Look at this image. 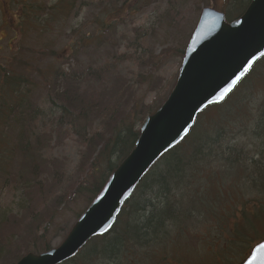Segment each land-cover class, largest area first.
Wrapping results in <instances>:
<instances>
[{"label":"trees","instance_id":"16d2710c","mask_svg":"<svg viewBox=\"0 0 264 264\" xmlns=\"http://www.w3.org/2000/svg\"><path fill=\"white\" fill-rule=\"evenodd\" d=\"M131 1L107 0V9L114 14L113 19L119 18L126 9L129 11ZM76 2L57 0L48 8L51 18H64L66 12L73 10ZM230 2L227 10L223 11L227 20L241 15L250 0ZM27 9L20 20L24 18L30 28L34 26L32 23L40 24L38 15L33 13L42 8L32 5ZM112 26V23L102 18L94 33L90 36L79 35L75 39L69 54L76 55L93 39L103 41ZM258 68L264 69V55L223 102L202 110L188 135L153 164L122 206L107 233L91 238L76 255L60 264H142L148 253L163 256L170 250L176 252L182 238L197 236L193 228L197 226L198 229L199 224H209L210 229L216 230L211 237L200 240H204V251L211 254L210 257H206V252L200 255V264H240L251 248L264 239V107L260 105L259 110L258 106L252 111L248 101ZM49 70L40 74L41 77H50L47 83L49 106L46 114L38 107L30 112L28 98L33 88L30 81L12 74V69L4 75V92L0 88L3 92L0 119L14 117L15 112L19 111L18 121L16 117L13 121L22 127L19 126L15 142L10 145L11 150L7 151L5 148L6 143L7 147L11 143L10 136L8 132H0V178L5 180L2 185L4 188L9 183L11 176L7 174L13 172L17 158L22 163L26 162L28 166L25 170L30 167V172L35 173L39 150L47 143L42 145L45 134L36 129L39 126L31 128L30 124L49 122V135L56 130H64L74 136L82 148L80 162L89 161L87 175L78 179L74 186L66 185L61 180L64 188L56 196L54 206L80 195L90 203L108 176L134 147L143 117L146 118L158 107L139 106L131 99L129 108L123 109L124 99L131 95L132 90L120 91L114 100L104 98L109 100L106 104L102 95L87 96L76 86L80 79L85 78L82 77L85 73ZM86 72L99 76L90 67ZM92 78L100 82L103 80V77ZM245 108L251 112L247 122L251 129L248 134L247 130L242 132L243 136H247L244 143L235 142L233 145L231 125L237 124L241 114L248 113ZM229 132L231 135L225 140ZM20 180L24 185L29 182L23 176ZM24 185V189H30ZM247 189L250 194L253 191L255 196L246 197ZM19 198L22 199L20 194ZM240 198L243 200L238 206L234 202ZM21 203L25 204L21 201L18 208L22 206ZM10 213L7 208L0 209V231L10 225L15 226L14 216L11 217ZM52 214L47 219L42 215L33 214L31 217L33 220L25 230L31 242L30 252L40 253L51 247L45 239ZM43 219L46 221L43 222ZM20 238L13 233L0 235V264H14L24 255L12 254L19 249L15 244ZM207 244L211 249H207ZM26 252L29 251L26 249ZM183 252L186 251L182 249ZM170 257L164 256V259Z\"/></svg>","mask_w":264,"mask_h":264},{"label":"rangeland","instance_id":"374dc122","mask_svg":"<svg viewBox=\"0 0 264 264\" xmlns=\"http://www.w3.org/2000/svg\"><path fill=\"white\" fill-rule=\"evenodd\" d=\"M56 2L57 0H0V88L3 91L4 75L11 69L12 74L25 77L33 84L28 98L30 112L35 107L44 111V114L48 112L47 83L50 77L40 76L46 69H50L49 71L60 69L65 73L70 71L85 73L86 75L82 76L85 78L80 79L78 85L75 83L76 86L87 96L102 95L103 100L107 98L114 100L120 91L132 90L129 98L124 99L123 109L129 108L128 103L131 99L139 106L159 107L174 86L183 57L181 51L184 53L202 8L213 7L226 11L231 3L230 0H132L128 5L131 9L129 11L126 9L121 12L119 18L113 19L114 14L107 9L109 6L107 0H77L70 13L66 12L64 18L55 20L51 18L48 8ZM32 5L41 7L42 10L33 13L38 15L40 24L32 23L35 27L30 28L24 18L20 20V17ZM106 14L109 15L106 17ZM102 18L113 25L110 31L106 32L105 39L103 41L93 39L86 48L79 49L76 55L69 54L73 42L79 35L90 36ZM89 67L99 76L88 75L86 71ZM92 77H103V80L100 82ZM256 77L251 85L252 92L248 96L249 109L252 111L258 106L259 110L260 105L264 107V69L258 68ZM2 91L0 102L3 98ZM105 101L107 102L104 103H109V100ZM244 110L248 113L241 114L236 122L240 126L231 125L234 132L231 137L234 139L233 145L235 142L244 143L247 136H243L242 132L247 130L248 134V130L251 129L248 128L251 112L247 108ZM18 113L19 111L14 114L17 121ZM14 117L8 119L6 116L0 119V132H8L10 136L11 143L8 147L6 143V151L11 150L10 145L15 142L17 130L19 126L22 127L13 121ZM144 119L143 117V121ZM42 123L44 122L37 121L30 124L31 128L39 126L36 129L45 134L42 145L47 143L39 150L40 156L35 163L38 165L35 173H38L30 172V167L25 170L28 165L17 158L13 172L4 173L11 176L6 187L3 188L5 180L0 178V209H9L11 217L14 216L15 219V226L10 225L9 228L2 229L0 235L13 233L22 238L17 239L15 245L19 246V249H16L13 255L25 254L26 249L31 251V242L26 237L25 230L33 220L31 218L33 214L42 215L47 219L48 215L53 213L45 240L51 247H56L77 216L89 204L85 197L80 195L69 202L54 206L56 196L64 188L62 183L73 185L78 179L84 178L89 171V161L84 160L83 164L80 162L82 148L74 136L65 133L64 130H56L49 135V122L41 127ZM25 126L29 127L28 123H25ZM230 135L229 132L225 140H228ZM21 175L23 179L29 181L25 185L20 180ZM23 185L30 189H24ZM19 194L22 199L19 198ZM251 195L255 196L253 191L245 196ZM242 200L240 198L234 203L237 202L236 204L240 206ZM21 201L25 204L21 203L22 206L18 208ZM199 225L198 229L197 226L193 228L197 236L182 238L176 252L170 250L163 256L161 253L159 256L148 253L142 264H200V255L206 252L204 240H200L207 236L211 237L216 230L210 229L209 224ZM208 248L211 249L210 245ZM182 249L186 252L182 253ZM210 255L206 252V257ZM164 256L171 257L164 259Z\"/></svg>","mask_w":264,"mask_h":264},{"label":"water","instance_id":"95a60500","mask_svg":"<svg viewBox=\"0 0 264 264\" xmlns=\"http://www.w3.org/2000/svg\"><path fill=\"white\" fill-rule=\"evenodd\" d=\"M262 54L264 0H251L232 21L214 8H203L185 47L174 86L141 124L132 150L108 176L59 245L40 253L27 252L14 264H60L76 255L92 237L107 233L153 164L188 135L202 110L229 96ZM241 73L237 84L220 99L224 88ZM261 244L264 239L241 264H248L253 256L257 257L255 264H264V253L257 252Z\"/></svg>","mask_w":264,"mask_h":264},{"label":"snow or ice","instance_id":"6c2138e0","mask_svg":"<svg viewBox=\"0 0 264 264\" xmlns=\"http://www.w3.org/2000/svg\"><path fill=\"white\" fill-rule=\"evenodd\" d=\"M264 55V54H262ZM251 62H249L250 64ZM247 68L244 69L245 72H247ZM243 75V73H241V75H237L235 76V79L232 80L231 84L228 85V87L224 88V90L220 93V99H222L225 94L229 93L233 86L237 84V82L241 79V76ZM105 231H107V229H105ZM258 253H264V244L259 245V248L257 249ZM256 256H253L251 260H249L248 264H255V260H256Z\"/></svg>","mask_w":264,"mask_h":264}]
</instances>
